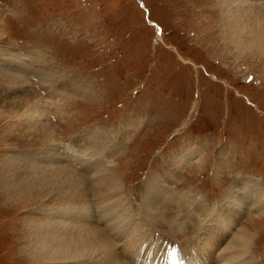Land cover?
I'll return each mask as SVG.
<instances>
[{"label":"rangeland","instance_id":"rangeland-1","mask_svg":"<svg viewBox=\"0 0 264 264\" xmlns=\"http://www.w3.org/2000/svg\"><path fill=\"white\" fill-rule=\"evenodd\" d=\"M225 1L0 0V66L10 53L18 56L28 94L15 113L4 110L20 98L13 91L0 107V264L64 259L51 261L43 247L55 227L50 210L62 208L39 178L47 146L23 143L24 135L32 140L23 123L36 106L39 117L28 118L51 129L67 156L71 146L100 137L74 166L63 155L61 162L88 188L81 200L87 194L96 218L110 205L98 204L90 178L102 170L116 179L127 216L142 229L134 243L116 242L128 264L134 248L147 254L158 243L155 253L193 246L204 253L200 264L211 263L249 220L255 233L246 264H264V213L234 207L243 217L235 225L223 218L227 191L239 178L264 186V0H237L238 9L256 6L238 25L233 13L223 22ZM193 148L185 163L174 159ZM174 169L171 189L147 206L154 183ZM82 211L90 212L85 205ZM198 252L185 253L202 260Z\"/></svg>","mask_w":264,"mask_h":264},{"label":"bare ground","instance_id":"bare-ground-1","mask_svg":"<svg viewBox=\"0 0 264 264\" xmlns=\"http://www.w3.org/2000/svg\"><path fill=\"white\" fill-rule=\"evenodd\" d=\"M241 2H243V0H241L240 3ZM237 3H238L237 0L225 1L224 4L225 8L223 10V13L225 15L222 16L223 22H226L228 20V19L226 20L225 17L228 18V16L231 13H233L240 18V20L238 18L235 22V24L238 25L242 23V18L244 17V14L246 12H248V14L251 13L253 7H256L253 5L252 2L249 1L247 2L249 5L246 4L245 6L241 5L240 9H238ZM255 32L256 29L253 32V35L258 36ZM227 38L230 41L234 42L233 34L228 35ZM3 62L4 64L0 66V107L1 106L4 107L3 105H1L2 102L5 99L9 98L10 93L13 91L12 93L17 94L18 96L17 95L16 96L20 98L17 101H13V102L10 101L11 103H9L8 107H5L4 110L6 114L7 112H12V111L15 113V111H17L18 109L24 106L23 100H25V96L28 95L27 92H25V90L21 89L20 87L21 83H24V80L26 79V78L24 79L23 77L24 72H26L25 71L26 68H23L24 66L21 62H19L18 56L12 53H10L9 57L6 58V60ZM19 70L20 71L22 70L23 74ZM13 80H15L16 83L14 82V84H12ZM14 86L16 87V89H13ZM17 87L19 89H17ZM72 87L68 83L65 84L66 91L67 90L74 91L73 90L74 87L73 88ZM56 88L58 89L60 87L56 86ZM56 88L53 90V92H56ZM6 102L8 103V99ZM40 111L41 110L39 106H36L34 110L31 109L30 114L26 115L27 116L25 118L26 120H24L25 123H23V129H25L27 133L30 132L29 134L32 135V140L29 139L27 140L24 134H23L24 136L22 137H25L23 143L26 144L40 143L42 145L47 146V149H42V150H46L47 154L45 156V159L47 163L45 162L43 165L40 164V168H42L43 170H41L39 167L36 168H38L42 172V175L39 178H40V182H42L41 184L45 185V188L48 190L47 192L48 193L55 192L56 194L55 197L54 196L51 197V200L56 201V199H58L60 201L59 205L62 206L63 208L62 209L60 207L58 208L59 209L58 210L56 208L53 209L51 207V209L53 210L50 211H52L54 214L51 213L52 217L49 219V222L52 223L53 221L55 227H51L53 234L49 238L47 245L43 246L47 248L48 251L47 255H49V252H51V257H50L51 261H56L58 260L57 258L59 257L64 258L62 260H58L62 264H71V262H79L76 264H98V263L128 264L123 257V253L120 252L119 249L118 250L116 249V245H117L116 242H121L117 248L124 245L126 247V244L134 243L136 241L137 239L136 235H138L137 233L142 229L138 228V223H136L137 220L133 218V216L131 215L127 216V210L126 209L124 210L125 207L123 208V200L121 199V195H119V192L121 191L117 186L118 183L116 179L102 170H101L102 173L100 172L99 176H97V174H99L97 172L93 178H90L92 180V187L91 188L89 187V189L92 190V194H94L96 197H99L97 198L98 204L101 205L108 203V205H110L109 206L110 211L106 212L102 217L96 218L95 214L93 213V208H91L90 205L91 204V201L89 200L90 198L87 197V194L85 195L86 196L85 201L81 200V193L85 194L88 188H86V186L82 187L81 184H78L77 181L79 180L78 179L79 177L77 178L76 174L72 171V169L66 167L64 165L65 163L63 164L61 162V160L68 158V160L72 161V162L70 161L71 162L70 164L74 166L75 163L78 162L74 163L73 161L74 160L78 161L77 156L78 154H81L80 152H82V150L85 148V145L88 148L89 147L91 148L92 144H95L98 141H100V137L99 136L94 137L96 139V142L92 141L90 143L82 145L80 141L77 143V147L71 146L69 149L72 151V155L69 154V156H67V153L65 152L66 150L64 151L63 148L60 149L59 147H57V144L54 143L52 137L53 131L51 132L50 131L51 129L45 126L44 123H40L38 119L32 121L31 119L28 118V117H33L32 115L33 113H35L37 117H39L38 114L40 113ZM111 149L112 147L111 145H109L108 150L111 151ZM195 153H197V149L195 148L183 150L180 151L177 154L176 158L174 159L180 160L183 163H185L186 160L191 159L195 155ZM62 155H63V159H62ZM79 157L80 156H78V158ZM177 168H180V165ZM176 171L174 169L170 172V175L167 174L164 175L163 177H159L157 185H155L156 182L154 183L153 186L154 188L151 187V189L153 188L152 190L153 192L151 194L150 193L147 194L148 196L147 199L148 201H146L147 206L153 205V201L156 199V197H158L159 195H163V193H166L168 190L171 189L168 187L169 182L171 181V178L174 177V175H176ZM254 179L250 177H244V178L241 177V179L239 178V180L236 181V183L230 188V190L227 191L226 201L228 204H231V206H229L230 208L228 207L229 211H227L225 214L222 212L221 213L225 215V217L223 218H225L226 220L228 219V221L233 223V225H235L234 223L238 219L239 220L241 219L240 216L243 217L242 213L239 211L241 209H243L242 211L248 209V210L256 211L260 214L264 213V186L260 185L259 181H255ZM77 185H79V187H77ZM153 194L154 197H152ZM170 198H172V196H169V199ZM236 201L239 202V204H236ZM84 205L88 207L90 212L87 213L82 211ZM47 206H53V205H47ZM234 207L238 208L239 210ZM115 212L117 215L116 217L112 218L111 215H113ZM144 212L145 211H143V213ZM71 216H73L72 218H74L73 220L74 222L70 221L71 220L70 218L66 219L67 217H71ZM183 221L184 219L182 218L179 221V224H183L184 223ZM249 222L250 220L245 221L244 224L242 223L243 227L240 229L235 228L236 233L230 239L228 244L226 243L225 246L223 245L221 249L216 251L215 260L213 262L206 264L248 263V259L244 257L247 256L246 254L248 252V249L251 244V240L253 239L255 233L253 229H251ZM172 223L174 225L177 224L178 222L173 220ZM219 224L220 223L217 224L218 229H220ZM175 226L177 225H174V227ZM230 227L232 228V226L229 225V228ZM171 229L174 230L175 228H171ZM55 245L60 247L62 251H56L54 249ZM198 251L202 253V256L198 257V258H202V260L195 259V257L187 256L185 253L188 252V254H190L191 252L192 255V254H196ZM143 252L144 251H140V249L136 247L130 252V254L127 252L129 254L128 259H130L133 262V264L134 263L135 264H200L201 262H204V253L200 249L193 246L184 247L182 250H180V253L176 255L171 253L170 255L166 256L165 254L167 253L162 250L160 253L161 256L159 258H157L155 255L157 254V252L153 255H150L148 253L144 254ZM44 255L46 256V253H44ZM162 255L165 256V259ZM111 257L113 258L111 259ZM240 258L242 260H240ZM64 260L67 262H64Z\"/></svg>","mask_w":264,"mask_h":264}]
</instances>
